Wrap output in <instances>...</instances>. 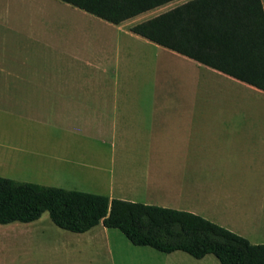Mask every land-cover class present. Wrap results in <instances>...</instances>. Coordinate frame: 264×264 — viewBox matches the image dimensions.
Listing matches in <instances>:
<instances>
[{"label": "crops", "instance_id": "obj_1", "mask_svg": "<svg viewBox=\"0 0 264 264\" xmlns=\"http://www.w3.org/2000/svg\"><path fill=\"white\" fill-rule=\"evenodd\" d=\"M12 1L0 0V20L8 16ZM71 8L89 15L71 6L60 11L66 13ZM103 22L131 37L128 45L119 41L115 51L117 62L123 59L124 66L121 71L117 64L111 71L116 80L132 77L142 52L131 47L143 44L154 51L153 58L147 57L154 61L148 62L156 66L159 58L160 63L169 65L170 75L173 65L183 68L184 77L192 81V96L184 95L185 102L179 105H147L132 93L136 89L126 85L22 86L16 84H28L27 74L0 70L4 80V87H0V177L10 179L14 170L30 168L40 186L89 191L109 199L188 212L252 245H257L252 239L264 243V154H189L204 146L198 123L191 118L217 105L223 108L215 93L207 99L204 96L206 89L219 91L218 87L206 86L207 74L224 77L262 97L264 92L132 34L131 26H124L126 21L118 25ZM61 53L97 73L108 72L106 49L87 53L72 48L69 41V48ZM147 61V68L154 66ZM158 92L156 89L152 94L157 96ZM234 115L233 110L221 115V126ZM109 150L118 154H109ZM24 180L17 182L30 183ZM108 233L91 229L75 233L79 237L76 242L92 249L100 246L94 239H108ZM108 246L106 241L100 249L105 247L108 252Z\"/></svg>", "mask_w": 264, "mask_h": 264}, {"label": "rangeland", "instance_id": "obj_2", "mask_svg": "<svg viewBox=\"0 0 264 264\" xmlns=\"http://www.w3.org/2000/svg\"><path fill=\"white\" fill-rule=\"evenodd\" d=\"M188 1L190 0H174L129 19L124 26L136 25ZM261 3L264 9V0H261ZM65 6L69 5L57 0L10 2L8 16L0 20V70L27 74L28 84L19 82L16 85H126L131 90L136 89L132 93L137 94L140 103L147 105L152 102L179 105L185 102V96H192L190 90L193 88H189L192 87V81L184 77L183 68L173 65L170 75L169 65L160 63L159 58L155 66L154 60L147 58H153L154 51L143 44L131 47L142 52L139 62L135 63L132 77L126 81L120 77L116 80L111 71H115L117 64L121 71L124 66L123 59L117 62L115 51L119 41L127 42L128 45L131 37L106 27L103 21L94 17L71 11L72 8L66 13L60 11L64 10ZM69 41L72 48L85 49L87 53L106 49L109 55L105 58H110L105 63L108 72L97 73L93 68L74 63L67 56H63L61 51L69 48ZM127 45L125 48L131 49ZM130 60L131 57L126 59L128 62ZM146 61L154 66L147 68ZM204 79L206 86L219 88L216 92L210 91L211 89L204 90L205 98H210L215 93L217 102L223 104V108L217 105L216 108H209L191 118L198 123L204 146L189 154H264V97L249 92L221 76L207 74ZM10 81L12 82H8ZM0 87H4V80L1 78ZM156 89L159 90L157 96L152 94ZM231 110L235 115L222 127L220 121L224 118L221 115ZM109 154L118 152L115 150L111 153L109 150ZM16 170L10 180L17 182L25 179L31 184H38V176L34 170L24 168L22 172L17 173ZM263 197L261 195L264 202ZM91 230L108 231V239H94L100 246L86 248L84 243L76 242L79 239L77 234L56 227L47 212L30 223L13 222L0 225V264H219L212 255L194 259L180 251L164 254L149 247L134 246L118 230L106 229L101 224ZM106 241L109 243L108 252L105 247L100 249ZM251 241L257 245L264 244L262 240ZM73 242L74 245L71 244ZM148 257H154L156 261H149Z\"/></svg>", "mask_w": 264, "mask_h": 264}, {"label": "trees", "instance_id": "obj_3", "mask_svg": "<svg viewBox=\"0 0 264 264\" xmlns=\"http://www.w3.org/2000/svg\"><path fill=\"white\" fill-rule=\"evenodd\" d=\"M118 25L174 0H57ZM129 31L264 92V9L261 0H190ZM47 212L58 228L84 233L101 224L134 246L159 253L212 255L219 264H264V244L200 216L0 177V225L30 223Z\"/></svg>", "mask_w": 264, "mask_h": 264}]
</instances>
